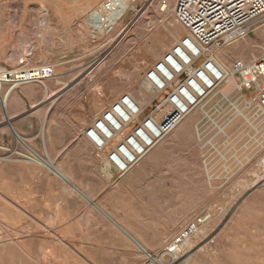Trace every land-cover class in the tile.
Wrapping results in <instances>:
<instances>
[{"label": "rangeland", "instance_id": "obj_1", "mask_svg": "<svg viewBox=\"0 0 264 264\" xmlns=\"http://www.w3.org/2000/svg\"><path fill=\"white\" fill-rule=\"evenodd\" d=\"M106 1L0 0V264H159L141 250L137 256L125 250L108 255L106 250L68 247L46 231L48 224L28 216L21 200L24 209L17 212L5 197L12 177L17 175L25 187L28 178L50 170L41 159L58 166L66 147L121 94L147 103L145 71L184 33L173 15L174 0H165L169 7L163 10V0H137L133 5L128 0L130 9L117 23L105 17ZM96 15L113 28L106 31L96 24ZM258 21L261 26L238 41L240 52H233L234 45L220 52L226 66L236 58L264 55V13ZM230 97L239 109L240 95L232 90ZM194 113L196 121L202 116L197 108L190 122ZM242 118L236 110L229 124H217L218 132L242 139L244 131L251 147L239 152L237 145L225 147L228 160L225 167L211 169L214 179L211 173L207 176L193 124L178 140L169 141V134L150 151L160 148L156 176L162 179L164 209L177 196V229L195 216H207L174 256L163 250L177 229L152 251L164 264H264V184L258 166L240 165L242 157L264 156V137L242 129ZM13 127L31 149L17 140Z\"/></svg>", "mask_w": 264, "mask_h": 264}, {"label": "built area", "instance_id": "obj_2", "mask_svg": "<svg viewBox=\"0 0 264 264\" xmlns=\"http://www.w3.org/2000/svg\"><path fill=\"white\" fill-rule=\"evenodd\" d=\"M129 1L132 5L137 2ZM165 5L163 0L162 10ZM172 10L184 33L145 71L144 89L150 95L147 103L123 93L83 131L102 168L115 178L127 174L198 108L202 116L194 129L207 176L211 173L214 179L211 169L222 164L225 167L228 160L225 147L237 145L235 152L251 147L244 131L242 139L218 132L217 124H229L234 119L238 102L230 97L232 90L241 98L242 129L264 137V55L249 60L236 58L227 66L220 59L224 48L253 31L264 13V0H174ZM227 80L233 89L226 95L221 87ZM215 98L217 102L205 109ZM204 126L208 128L205 135ZM253 164L258 166L257 176L264 184V156L242 157L243 168ZM206 220L207 216L200 214L182 224L163 253L174 256L182 250Z\"/></svg>", "mask_w": 264, "mask_h": 264}, {"label": "crops", "instance_id": "obj_3", "mask_svg": "<svg viewBox=\"0 0 264 264\" xmlns=\"http://www.w3.org/2000/svg\"><path fill=\"white\" fill-rule=\"evenodd\" d=\"M150 151L127 174L115 178L104 171L88 140L79 136L57 162L66 180L48 170L28 178L24 187L16 175L5 197L17 212L24 209L19 205L21 200L28 216L48 224L46 231L68 247L106 250L108 255L125 250L137 256L141 249L135 240L154 252L177 229L179 221L177 196L166 209L162 203V179L156 176L159 163L155 160L160 148Z\"/></svg>", "mask_w": 264, "mask_h": 264}, {"label": "bare ground", "instance_id": "obj_4", "mask_svg": "<svg viewBox=\"0 0 264 264\" xmlns=\"http://www.w3.org/2000/svg\"><path fill=\"white\" fill-rule=\"evenodd\" d=\"M167 7H169V4H167L166 3V5L164 6V9L165 8H167ZM100 8H102L101 6H100ZM104 9H105V11H106V14H105V17L107 18H110L111 17V22H116L117 23V21L119 20V18H121V16L122 15H125L126 13H127V9H130V7H129V3H128V0H107L106 1V3L104 4ZM96 18H97V21H96V24H98L100 27H102V28H104L106 31H109V30H111L113 27H112V25L111 24H113V23H111V24H109V23H104V22H102L103 20L102 19H99L98 18V16L96 15ZM259 23V21L257 20L255 23H254V26H255V30L257 29V28H259L261 25L260 24H258ZM97 25V26H98ZM95 26V25H94ZM98 30V29H97ZM260 30V29H259ZM257 32V31H256ZM260 36V35H259ZM238 42H235V43H233L232 45H234L233 46V48H232V50H233V52H235V51H237V50H239V52H240V49L243 47L241 44H237ZM102 59V57L100 56V57H97L96 59H95V64H97L98 62H100V60ZM225 60V59H224ZM223 61V60H222ZM225 63V62H224ZM134 85H135V83H133ZM230 84H231V81L230 80H227L226 82H225V84L221 87V90H222V92L224 93V94H228L230 91H229V88H230ZM12 86H14V85H12ZM11 86V87H12ZM137 86V85H136ZM45 87V86H44ZM138 87H142V86H138ZM10 89V88H9ZM8 89V90H9ZM136 92H138V94L139 95H143V93L141 92V90H136ZM127 94H129L130 96H132L135 100H137L136 99V97H134V95H132L131 93H127ZM226 94V95H227ZM141 98V97H140ZM7 99V98H6ZM2 106H3V108H5L6 109V107H7V103H6V100H5V98L3 97L2 98ZM138 101V100H137ZM139 102V101H138ZM217 102V101H216ZM140 103V102H139ZM4 109V110H5ZM235 109L237 110V111H241V110H239V109H237V106L235 107ZM201 112H202V110H200ZM6 112V111H5ZM204 113V112H203ZM193 114V113H192ZM8 115V114H7ZM190 115H191V113L188 115V116H186L185 118H184V120L170 133L171 134V136L169 137L171 140H173V141H176V140H178L182 135H183V133H185V130H187V128H188V126H190V125H194V126H196L197 125V123H198V121H196L197 120V114L196 113H194V115H195V118L193 119V121H189V117H190ZM9 119V118H8ZM190 122V123H189ZM187 123H189L188 125H187ZM44 126H46V125H44ZM47 126L45 127V133L47 132ZM12 130H13V132H14V134L16 135L15 137H17V140L18 141H20L21 143H22V145L23 146H25V147H27V148H30L31 147V145L30 144H28L24 139H22L20 136H19V134H18V132L14 129V127L12 128ZM221 130V129H220ZM165 139V138H164ZM155 147V146H154ZM153 147V148H154ZM32 148V147H31ZM30 148V149H31ZM33 150H34V148H33ZM33 153H35V152H33ZM36 155H37V157H39L40 159H41V157L37 154V153H35ZM46 156V155H45ZM43 162H44V166H46L47 168H49L54 174H56L57 176H59V177H62V178H64V180H66V176H65V173L62 171V170H60V168L58 167V166H55V165H53L52 163H50L49 161H45V160H43V159H41ZM48 160H49V157H48ZM109 173V172H108ZM109 175H110V173H109ZM70 176V175H69ZM69 179V178H68ZM73 182V181H72ZM73 185V184H72ZM77 188V187H76ZM101 208V207H100ZM101 211H102V209H101ZM103 213V212H102ZM109 216H110V214H109ZM111 220V219H110ZM114 222H116V221H114ZM115 224V223H114ZM120 230V229H119ZM126 230V229H125ZM126 231H128V230H126ZM132 235V234H131ZM130 235V236H131ZM129 237V236H128ZM137 238V237H136ZM131 239V238H130ZM138 240V239H137ZM134 242L136 243V245H138L137 247H139L143 252H145V254L149 257V254H150V257L149 258H152V259H156L157 261H159V264H164L163 262H161L160 260H159V258L158 257H156L155 256V254L150 250V252L148 251V249L141 243V242H137V241H135L134 240ZM147 249V250H146Z\"/></svg>", "mask_w": 264, "mask_h": 264}]
</instances>
